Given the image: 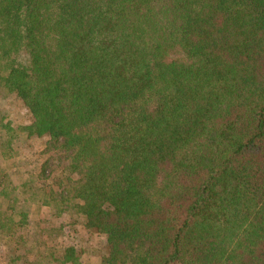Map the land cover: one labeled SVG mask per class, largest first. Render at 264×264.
<instances>
[{
    "label": "trees",
    "instance_id": "16d2710c",
    "mask_svg": "<svg viewBox=\"0 0 264 264\" xmlns=\"http://www.w3.org/2000/svg\"><path fill=\"white\" fill-rule=\"evenodd\" d=\"M18 149L0 264H264V0H0Z\"/></svg>",
    "mask_w": 264,
    "mask_h": 264
},
{
    "label": "rangeland",
    "instance_id": "374dc122",
    "mask_svg": "<svg viewBox=\"0 0 264 264\" xmlns=\"http://www.w3.org/2000/svg\"><path fill=\"white\" fill-rule=\"evenodd\" d=\"M17 115L20 117L22 115V110L20 107L17 110ZM36 149L41 148L40 145L35 146ZM32 150V149H31ZM39 150V149H38ZM30 152V151H29ZM28 151H23L21 149L15 150V152H6L5 154L0 155V167L5 168L7 173L10 175V178L12 180L13 185H21L25 179L27 178V172L25 171L24 168V163H23V156L26 159H30L28 154H30ZM30 169V168H29ZM26 197L22 196L21 201L24 200ZM6 201V199H4ZM23 201L21 202V204ZM33 203L31 201L28 202ZM34 203L31 204L30 207L33 208V213H31V218L32 219H37L38 218H49L50 217V212L49 209L46 207L38 208V207H33ZM30 228H33L32 230H29ZM29 229L25 230V232H33L34 231V225L32 224ZM24 231H20L19 233L22 234ZM72 235L74 236L75 234L71 232H66L65 236L63 237L61 242L65 241L71 242L72 240L76 241V243L86 249V253L84 255L85 259H89V261L94 262L95 264L97 263L98 257L96 256L97 250H100V247L102 245V239L97 236L96 234H90L85 231H81L76 234L77 237L73 238ZM60 242V241H59ZM50 244L53 245V242H50ZM55 244V243H54Z\"/></svg>",
    "mask_w": 264,
    "mask_h": 264
}]
</instances>
